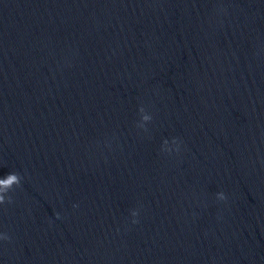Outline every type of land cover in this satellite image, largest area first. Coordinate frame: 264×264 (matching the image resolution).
Listing matches in <instances>:
<instances>
[{
    "label": "clouds",
    "instance_id": "1",
    "mask_svg": "<svg viewBox=\"0 0 264 264\" xmlns=\"http://www.w3.org/2000/svg\"><path fill=\"white\" fill-rule=\"evenodd\" d=\"M21 177L18 173H9L5 176V178L0 179V204H3L5 202V195L4 192L8 191L9 189H12L13 185L18 186L20 184ZM225 199V197H224ZM8 201H11V198H8ZM0 239L7 240L9 237L7 234H4L0 236Z\"/></svg>",
    "mask_w": 264,
    "mask_h": 264
}]
</instances>
